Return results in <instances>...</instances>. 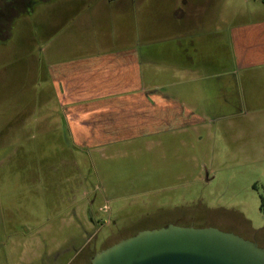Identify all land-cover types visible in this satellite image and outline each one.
<instances>
[{
  "label": "rangeland",
  "instance_id": "rangeland-1",
  "mask_svg": "<svg viewBox=\"0 0 264 264\" xmlns=\"http://www.w3.org/2000/svg\"><path fill=\"white\" fill-rule=\"evenodd\" d=\"M31 1L0 40V224L11 219L20 231L5 234L3 256L87 264L105 244L174 223L232 229L264 248V97L182 139L71 150L49 136L63 117L47 69L105 35L96 2L109 0ZM247 3L232 0V17L255 13L258 3Z\"/></svg>",
  "mask_w": 264,
  "mask_h": 264
},
{
  "label": "crops",
  "instance_id": "crops-1",
  "mask_svg": "<svg viewBox=\"0 0 264 264\" xmlns=\"http://www.w3.org/2000/svg\"><path fill=\"white\" fill-rule=\"evenodd\" d=\"M253 1L258 15L245 18L232 17V0L97 1L105 35L86 39L91 50L61 53L47 69L63 117L49 136L71 150L100 152L137 138L182 139L218 115L245 114L264 97V1ZM6 223L0 246L19 231ZM3 252L0 264H52Z\"/></svg>",
  "mask_w": 264,
  "mask_h": 264
},
{
  "label": "water",
  "instance_id": "water-1",
  "mask_svg": "<svg viewBox=\"0 0 264 264\" xmlns=\"http://www.w3.org/2000/svg\"><path fill=\"white\" fill-rule=\"evenodd\" d=\"M90 264H264V249L214 227L169 224L121 240Z\"/></svg>",
  "mask_w": 264,
  "mask_h": 264
},
{
  "label": "flooded vegetation",
  "instance_id": "flooded-vegetation-1",
  "mask_svg": "<svg viewBox=\"0 0 264 264\" xmlns=\"http://www.w3.org/2000/svg\"><path fill=\"white\" fill-rule=\"evenodd\" d=\"M3 0H0V2H2ZM29 1H31V0H27V1H25V4H23L22 6L24 7V9L23 8H19V7H16V6H12V7H10L9 8V6H7V5H3L2 7H0V30H2L3 31V34H1V36H0V40H3L5 37L4 36H2V35H4V33L5 32H7L6 31V29L8 28V25H9V22L10 21H12L15 17H17L18 15H23V13H24V11H25V9H27L26 8V6H28V4H29ZM39 1H43V0H39ZM38 1V2H39ZM32 2V1H31ZM25 5V6H24ZM19 16V17H20ZM166 225H169V224H166ZM165 225V226H166ZM174 225H179V226H184V227H191V225H186V224H182V223H178V224H175L174 223ZM208 227H210V226H208ZM211 227H214V228H217L216 226H211ZM218 229V228H217ZM220 230V229H219ZM221 231H224V232H229V233H234V234H236V235H238V236H240V237H242V238H244V239H246V240H250V241H252V242H254V243H256V244H258V246L259 247H261L260 246V244H259V242L256 240V239H250V238H245V237H243L242 235H239V234H237L236 232H235V230H232V229H225V230H221ZM133 235H135V234H131V235H128V236H126L125 238H123V239H126V238H129V237H131V236H133ZM123 239H121V240H123ZM120 240V241H121ZM119 241V242H120ZM114 244H116V243H114ZM113 243H110V244H105V246L100 250V251H102V250H104V249H106V248H108V247H110V246H112V245H114ZM104 245V244H103ZM262 248V247H261ZM264 249V248H263ZM100 251H97V250H93V252L90 254V256L88 257V259H89V263L88 264H90V261H91V259H92V257L96 254V253H98V252H100Z\"/></svg>",
  "mask_w": 264,
  "mask_h": 264
},
{
  "label": "trees",
  "instance_id": "trees-1",
  "mask_svg": "<svg viewBox=\"0 0 264 264\" xmlns=\"http://www.w3.org/2000/svg\"><path fill=\"white\" fill-rule=\"evenodd\" d=\"M264 1V0H263ZM262 208L264 209V200H262Z\"/></svg>",
  "mask_w": 264,
  "mask_h": 264
}]
</instances>
